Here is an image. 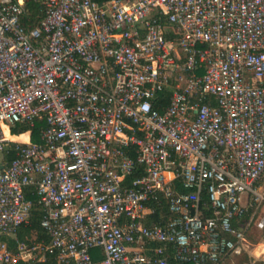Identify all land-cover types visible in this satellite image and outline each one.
I'll return each mask as SVG.
<instances>
[{
    "label": "built area",
    "instance_id": "2783aa9c",
    "mask_svg": "<svg viewBox=\"0 0 264 264\" xmlns=\"http://www.w3.org/2000/svg\"><path fill=\"white\" fill-rule=\"evenodd\" d=\"M26 2L0 0V264L250 253L264 201V0H42L35 24ZM30 187L45 236L19 239Z\"/></svg>",
    "mask_w": 264,
    "mask_h": 264
},
{
    "label": "trees",
    "instance_id": "16d2710c",
    "mask_svg": "<svg viewBox=\"0 0 264 264\" xmlns=\"http://www.w3.org/2000/svg\"><path fill=\"white\" fill-rule=\"evenodd\" d=\"M97 1H103V0H97ZM26 6L30 11V15H31V23L35 24L36 22H38L41 17L43 16V4H42V0H27L26 2ZM162 95H164L166 97V100L164 102H161L159 105H157L158 107H160V110H163V107L165 105H167V101L169 100V96H170V92L169 91H165ZM44 126L43 122H39L37 124V126L34 128L33 130V140L36 141H40V137H39V130ZM29 129V127L27 126H22V125H17L16 127H13V133L14 134H20L23 132H27ZM17 139H20L22 137H14ZM14 157V153L10 152L9 154L6 155L7 159H12ZM26 194L28 198H31L35 201V206L32 212V216H31V221L28 225L22 226L19 230V234H18V238L19 239H24L25 236H30V237H35V238H41L45 236V232L44 229L41 227V219L43 216V212L40 208V206L37 205V197L34 194V188L30 187L27 188L26 190ZM203 203L204 204H209V197L206 193H204L203 195ZM253 208V207H252ZM250 208L249 209V213L250 211L253 209ZM167 209L164 210V212L166 213ZM247 215V216H248ZM160 213L158 214H154L152 216L153 220L155 221H160ZM2 239L4 240H8L11 244H14L15 241L11 238L8 237H2Z\"/></svg>",
    "mask_w": 264,
    "mask_h": 264
},
{
    "label": "rangeland",
    "instance_id": "374dc122",
    "mask_svg": "<svg viewBox=\"0 0 264 264\" xmlns=\"http://www.w3.org/2000/svg\"><path fill=\"white\" fill-rule=\"evenodd\" d=\"M261 182L262 183L260 185V191L264 192V178L262 179ZM250 199L251 201L255 200V196L250 195ZM252 209L253 211L252 210L250 211V214L247 216V218H250V216L256 211L255 208ZM263 212H264V201L257 209L254 220L247 232V237L251 243L250 253L252 252V254H249V252H245L242 255L231 256L226 260H224L221 264H264V234L261 230H259L256 227V222L258 218L261 216V213ZM259 249H261L260 256L255 254V252L259 251Z\"/></svg>",
    "mask_w": 264,
    "mask_h": 264
},
{
    "label": "water",
    "instance_id": "95a60500",
    "mask_svg": "<svg viewBox=\"0 0 264 264\" xmlns=\"http://www.w3.org/2000/svg\"><path fill=\"white\" fill-rule=\"evenodd\" d=\"M3 168H4L3 165H1L0 166V170H2ZM260 250L261 249H259V251L255 252V254L260 256L261 255V251Z\"/></svg>",
    "mask_w": 264,
    "mask_h": 264
},
{
    "label": "bare ground",
    "instance_id": "6f19581e",
    "mask_svg": "<svg viewBox=\"0 0 264 264\" xmlns=\"http://www.w3.org/2000/svg\"><path fill=\"white\" fill-rule=\"evenodd\" d=\"M6 133L8 134V130L6 129ZM12 138H14V137H12ZM14 139H17V138H14Z\"/></svg>",
    "mask_w": 264,
    "mask_h": 264
},
{
    "label": "crops",
    "instance_id": "0c3cea01",
    "mask_svg": "<svg viewBox=\"0 0 264 264\" xmlns=\"http://www.w3.org/2000/svg\"><path fill=\"white\" fill-rule=\"evenodd\" d=\"M249 254H252V253H249Z\"/></svg>",
    "mask_w": 264,
    "mask_h": 264
}]
</instances>
